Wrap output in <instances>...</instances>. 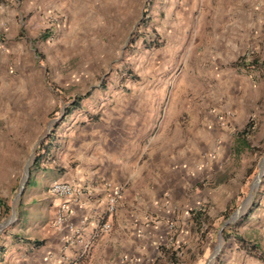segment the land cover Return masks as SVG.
<instances>
[{"label":"crops","instance_id":"1","mask_svg":"<svg viewBox=\"0 0 264 264\" xmlns=\"http://www.w3.org/2000/svg\"><path fill=\"white\" fill-rule=\"evenodd\" d=\"M0 1L1 24L13 18L20 21L30 12L28 19L35 22L37 39V32L51 15L68 9L67 13H62L65 19L74 16L77 21L71 32L63 35L66 38L61 45L63 51L70 49L77 39L85 42L77 48L85 50L89 33L95 43L112 39L118 50L124 52L129 28L136 23V0ZM247 1H213L219 14L218 28L222 29L219 36L225 35L219 43L235 42V10L241 13ZM140 2L142 11L150 9L148 23L154 25L162 42L158 47L148 48L142 35L138 39L132 38L130 46L134 48L126 53V58L136 78L96 84L92 90L86 88L83 91L73 88V84L65 79L55 85L48 81L50 76H46L53 69L42 62L35 47V71L42 74L45 81L40 83L43 92L41 97L35 96V107H30L34 99L9 97L6 109H2L0 102V136L10 133L13 137H25L26 141L35 136V156L38 154L31 166L26 164L30 170L25 189L19 196L18 221L12 228L15 239L7 235L1 249L9 263L148 264L151 248L156 249L158 255L166 254L169 259L174 256L167 250L173 245L168 237L171 230L166 221L169 217L165 215L166 211L162 213L164 204L157 202L166 193L184 194L187 191L182 180L188 172L184 170L211 164L203 159V154L209 151V144L217 136L190 124L186 128L188 141L184 142L180 138L181 124L173 108L181 100L170 93L173 89H169L177 76V68L186 63L183 58L193 47L192 37L185 33L191 32L192 23L189 16H184L182 8H194L197 0ZM203 2L211 3L210 0ZM107 18H112L111 32L100 33ZM185 25L189 28H183ZM40 40L48 42L43 37L36 42ZM100 53L95 56L104 58L107 52L102 50ZM7 61L6 50H0V68L6 66ZM171 69L174 71L167 75ZM79 97L76 108L80 105L88 109L89 114H98L95 120L86 121L84 115L74 113L75 109H67ZM51 121L54 127L40 143L41 129H47ZM167 121L172 124L168 130ZM28 145L27 141L20 147H12L16 154L10 159L23 162L29 151ZM54 181H68L81 187L78 200L68 203V224L62 230L52 226L61 201L47 192ZM113 189L120 190L121 195L116 211L109 214L106 202ZM206 192L212 194L214 189L207 188ZM261 200L264 202V196ZM256 210L264 212V208L257 206ZM145 215L153 219L152 223H146ZM102 222L110 224L108 231H99ZM252 228L257 229L256 232H250L244 238L257 242L259 251L264 252V225H252ZM211 238L203 241L194 237L190 226H180L177 236L190 248L189 254L195 257V264H199L200 257L208 252ZM87 243L91 247L84 251ZM234 244L236 248L230 254L229 264H257L249 260L251 256L245 249ZM177 256L178 252L175 260H178Z\"/></svg>","mask_w":264,"mask_h":264},{"label":"rangeland","instance_id":"2","mask_svg":"<svg viewBox=\"0 0 264 264\" xmlns=\"http://www.w3.org/2000/svg\"><path fill=\"white\" fill-rule=\"evenodd\" d=\"M140 1L136 0V23L129 28L124 52L118 50L112 39L95 43L89 33L85 50L77 48L85 43L79 39L67 51L61 50L66 39L63 35L67 36L77 21L74 16L65 19L62 13L68 12L66 8L62 13L51 15L37 32L38 39L43 37L48 40L44 43L41 40L36 42L35 22L28 19L30 12L20 21L13 18L7 19L3 24L0 22V50H6L8 60L7 65L0 68L2 109H6L9 97L34 99L30 107H35V96L42 94L40 83L45 81L42 74L35 71V47L39 50L42 62L53 69L46 76H50L47 77L48 81L55 85L65 79L73 84V88L83 91L86 88L92 90L96 84L136 78L126 58V53L134 48L130 46V43L133 44L132 38L138 39L142 35L143 43L148 48L158 47L162 42L154 25L148 23L151 18L150 9L143 13ZM146 1L143 0V3ZM203 1L197 0L194 8H182L184 16H189L192 23L191 32L185 33L192 37L193 47L183 58L186 63L176 70L177 76L172 85L174 88L169 89H173L170 93L181 100L173 106L181 124L180 138L184 142L188 141L186 128L190 124L212 135L216 134L217 137L209 144V151L203 154V159L211 164L208 167L184 170L185 173L188 172L182 180L187 185V191L184 194L175 191L166 193L157 202L164 204L162 213L166 211L165 215L169 217L166 221L171 230L168 237H171L169 240L173 245L167 250L172 251L174 256L169 259L166 254L158 255L157 250L151 248L148 250V264H195V257L189 254L190 248L177 239L180 226H190L194 237L203 241L212 237L209 250L204 257H200L199 264H229L230 254L236 248L234 243L243 248L234 235L247 238L248 233H255L257 230L252 225H264V212L256 210V206L264 208L261 200L264 196V0H248L241 13L235 10L237 23L233 29L236 40L233 43L218 42L225 35L219 36L222 29L218 28L219 14L216 13L214 0H210L209 4ZM26 3L29 1L26 0ZM111 22L112 18H107L100 33L111 32ZM183 28L189 27L185 25ZM49 43L53 44L48 45ZM102 50L107 52L104 58L96 57ZM102 59L103 62L99 63ZM68 71H71V75H68ZM173 71L169 70L167 75ZM73 92L75 91L72 90ZM80 99L81 97L78 101ZM68 107V110L75 109L74 113L84 115L86 121L92 118L95 120L99 116L96 113L89 114L88 109L85 110L80 105L79 109L76 105ZM55 117L58 118V115ZM247 122L251 123V131L242 136ZM167 123L168 130L172 124L171 121ZM52 127L53 121L49 122L47 129H41L40 143L45 140ZM155 131L156 128L153 133ZM27 141L29 151L25 154L24 161L16 163L10 159L16 154L12 147H20L22 142ZM27 141L25 137H13L10 133L0 136V198L8 206L7 211L0 206V264H12L6 254L2 255L1 249L7 235L15 239L12 228L18 221L21 184L25 181L24 187L26 186V164L31 166L36 153L35 136ZM255 182L256 186L253 187ZM207 188L214 189V193L207 194ZM197 191L200 193L197 194ZM226 209L228 214L224 216L222 213ZM199 213L203 218H194V214ZM143 218L146 223H152L153 219L149 216L145 215ZM176 252L180 254L177 256L178 260H175ZM254 252L258 250L249 253L246 251L251 256L249 260L264 264ZM199 253L202 256V250Z\"/></svg>","mask_w":264,"mask_h":264},{"label":"built area","instance_id":"3","mask_svg":"<svg viewBox=\"0 0 264 264\" xmlns=\"http://www.w3.org/2000/svg\"><path fill=\"white\" fill-rule=\"evenodd\" d=\"M49 195L59 198L60 204L57 213L55 214L52 226L55 229L62 230L68 224V203L77 201L81 193V187L75 183L68 181H54L47 189ZM121 191L113 189L107 197L106 210L109 214H113L117 209V202L120 198ZM69 212V211H68ZM110 229V224L102 222L99 226V231L106 232ZM90 243L85 244L84 251L89 250ZM177 255V252H176ZM178 255H180L178 253Z\"/></svg>","mask_w":264,"mask_h":264},{"label":"trees","instance_id":"4","mask_svg":"<svg viewBox=\"0 0 264 264\" xmlns=\"http://www.w3.org/2000/svg\"><path fill=\"white\" fill-rule=\"evenodd\" d=\"M143 13H145V10L143 11ZM78 101V98H75V100L73 101V105L75 106V104L77 103ZM250 125L251 123L250 122H247L245 128L243 129V135H246L247 133H249V131H251V128H250ZM245 147H247V145H244ZM38 157V154L35 156V160L37 159ZM0 206L3 207V209L5 211L8 210V206L5 204L4 200L2 198H0ZM224 216H227L228 214V209H226L223 213H222ZM250 214V212L245 216L244 219L247 218V216ZM194 218H198V219H201L203 218L201 213L199 214H194ZM235 239L237 241H239L240 245L243 246V248H245V250L249 253V252H253V251H257L258 252H254V254L256 255L257 258L261 259L262 261H264V253L259 251V245L257 243H250L249 241L245 240L244 238H242L241 236H238V235H234Z\"/></svg>","mask_w":264,"mask_h":264},{"label":"water","instance_id":"5","mask_svg":"<svg viewBox=\"0 0 264 264\" xmlns=\"http://www.w3.org/2000/svg\"><path fill=\"white\" fill-rule=\"evenodd\" d=\"M28 176H29V169H28V167H26V177H25L26 180H27ZM24 183H25V181L21 184L20 193H21L22 189L24 188Z\"/></svg>","mask_w":264,"mask_h":264},{"label":"bare ground","instance_id":"6","mask_svg":"<svg viewBox=\"0 0 264 264\" xmlns=\"http://www.w3.org/2000/svg\"><path fill=\"white\" fill-rule=\"evenodd\" d=\"M256 182H257V181H256ZM256 182L253 184V187H255V186H256V185H255V184H256Z\"/></svg>","mask_w":264,"mask_h":264}]
</instances>
